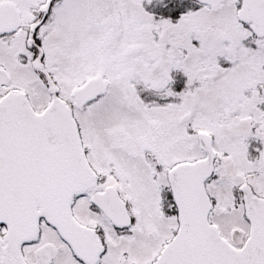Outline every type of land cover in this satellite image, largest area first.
<instances>
[{"label":"snow or ice","instance_id":"snow-or-ice-1","mask_svg":"<svg viewBox=\"0 0 264 264\" xmlns=\"http://www.w3.org/2000/svg\"><path fill=\"white\" fill-rule=\"evenodd\" d=\"M0 264H264V0H0Z\"/></svg>","mask_w":264,"mask_h":264}]
</instances>
